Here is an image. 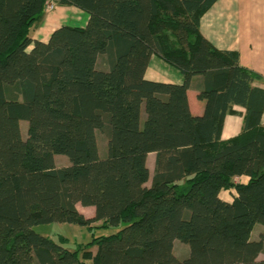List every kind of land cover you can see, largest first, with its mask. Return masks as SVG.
Returning <instances> with one entry per match:
<instances>
[{
    "label": "trees",
    "instance_id": "1",
    "mask_svg": "<svg viewBox=\"0 0 264 264\" xmlns=\"http://www.w3.org/2000/svg\"><path fill=\"white\" fill-rule=\"evenodd\" d=\"M216 1L0 0V264H264V88L238 51L203 36ZM48 4L88 22L36 40ZM153 55L183 83L147 79ZM234 106L243 126L225 140ZM51 222L117 230L69 250L33 229Z\"/></svg>",
    "mask_w": 264,
    "mask_h": 264
},
{
    "label": "crops",
    "instance_id": "2",
    "mask_svg": "<svg viewBox=\"0 0 264 264\" xmlns=\"http://www.w3.org/2000/svg\"><path fill=\"white\" fill-rule=\"evenodd\" d=\"M88 19L89 15L75 6L55 5L46 12L42 22L33 31V38L47 42L52 32L61 26H85ZM200 30L217 48L238 51L240 64L261 76L253 85L264 88V0H217L201 17ZM145 77L154 81L183 83L180 72L156 55L151 57ZM198 80L197 76L194 77L187 91L190 110L195 115L202 114L205 106V102L198 98ZM233 109L237 113L228 114L225 118L222 131V138L225 140L237 135L243 126L245 109L241 106H234ZM262 122L264 123V113ZM155 159L156 153L148 154L147 165L150 173L151 167L155 168ZM239 180L246 182L248 177L243 176ZM233 194L235 190L222 191L221 198L231 201ZM87 207L92 209L94 216L95 208ZM174 252L184 257L188 254V247L176 241Z\"/></svg>",
    "mask_w": 264,
    "mask_h": 264
},
{
    "label": "rangeland",
    "instance_id": "3",
    "mask_svg": "<svg viewBox=\"0 0 264 264\" xmlns=\"http://www.w3.org/2000/svg\"><path fill=\"white\" fill-rule=\"evenodd\" d=\"M103 60H100V66L103 67ZM21 132L24 138L27 136V127L28 121L21 120L20 121ZM99 143L100 146L103 147L105 144V140L103 136L99 135ZM101 152V151H100ZM56 166L63 167L70 164V160L65 155H56L55 156ZM154 166L151 167V175H153ZM224 197V196H223ZM78 209L86 216L91 217L93 215V211L90 207L83 206L78 204ZM93 217V216H92ZM253 231V238H259V234L262 231V225L257 224ZM33 229L47 237H50L56 242H61L63 245L69 250H75L77 247L84 245L92 240L93 236L99 235H109L111 233L116 232L117 227H93L89 228L88 226H84L78 223H68V222H51L38 224L33 227ZM92 250H96V246L92 247ZM179 251H182L179 248ZM260 257H264V254H261Z\"/></svg>",
    "mask_w": 264,
    "mask_h": 264
},
{
    "label": "built area",
    "instance_id": "4",
    "mask_svg": "<svg viewBox=\"0 0 264 264\" xmlns=\"http://www.w3.org/2000/svg\"><path fill=\"white\" fill-rule=\"evenodd\" d=\"M54 7H55L54 4H48V5H47V11L52 10Z\"/></svg>",
    "mask_w": 264,
    "mask_h": 264
}]
</instances>
